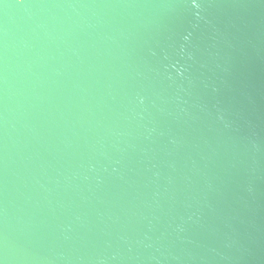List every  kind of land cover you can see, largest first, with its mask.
<instances>
[{
    "label": "water",
    "instance_id": "1",
    "mask_svg": "<svg viewBox=\"0 0 264 264\" xmlns=\"http://www.w3.org/2000/svg\"><path fill=\"white\" fill-rule=\"evenodd\" d=\"M0 264H264V0H0Z\"/></svg>",
    "mask_w": 264,
    "mask_h": 264
}]
</instances>
